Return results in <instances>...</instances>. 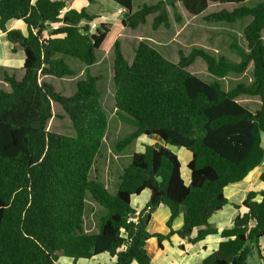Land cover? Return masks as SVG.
Returning a JSON list of instances; mask_svg holds the SVG:
<instances>
[{
  "label": "trees",
  "instance_id": "obj_1",
  "mask_svg": "<svg viewBox=\"0 0 264 264\" xmlns=\"http://www.w3.org/2000/svg\"><path fill=\"white\" fill-rule=\"evenodd\" d=\"M70 1L0 0V31L13 51L25 56L23 78L5 75L11 91L0 90V264H57L61 257L76 264L102 254L114 264H152L148 244L163 249L174 235L191 245L209 236L222 238L218 249L199 264H247L253 244L263 259L259 241L264 237V191H249L242 203L235 204L225 189L245 180L264 159V1L248 6L245 0H161L134 11V0H111L123 10L122 26L131 29L146 24L152 15L153 30L170 28L168 6L179 20L177 2L192 16L204 13L211 3L239 5L206 14L204 20L210 23L251 18L243 30L247 47L235 41L230 45L239 62L193 48L174 63L141 41L128 63L116 40L117 115L135 127L116 148L122 151L142 136H157L166 145H145L135 153L115 194L90 176L108 127L100 78L87 72L72 96L40 81L42 76H73L63 56L86 67L94 65L114 26L100 22L92 29L99 16L86 8H69ZM12 20L23 21L27 34L8 29ZM197 58L218 78L243 74L253 64V80L225 90L220 81L205 82L188 70ZM241 95L258 96L260 108L251 111L238 101ZM52 102L62 105L74 135L48 130ZM167 145L191 153L189 184L179 156ZM260 179L264 182V173ZM144 191L150 198L137 212L132 198ZM88 194L106 210L96 233L84 230ZM258 195L261 201L256 200ZM228 204L247 212L237 215L230 228L219 230L210 219ZM161 205L170 211L166 234L148 230L152 211ZM183 208V224L175 230ZM178 248L185 250L184 245Z\"/></svg>",
  "mask_w": 264,
  "mask_h": 264
},
{
  "label": "rangeland",
  "instance_id": "obj_2",
  "mask_svg": "<svg viewBox=\"0 0 264 264\" xmlns=\"http://www.w3.org/2000/svg\"><path fill=\"white\" fill-rule=\"evenodd\" d=\"M161 0H134L133 10L136 11L142 4H156ZM264 0H245L244 5L253 6ZM83 2L88 10L102 16L103 19L95 20L91 24L99 25L100 22L112 23L114 26L108 34L102 47L97 51V62L90 66L79 61L76 58L63 56L66 64L73 70V76L66 78H56L54 76H42L40 81H46L52 84L55 90L63 96H72L76 91V84L79 80L86 78L87 72L92 76L100 78L98 86L102 94L101 102L108 115V127L103 139V144L99 154L96 157L95 163L91 170V179H98L106 188L115 194L120 176L123 174L125 167L129 165L135 153L144 150L145 145H152L155 148H160L166 143L157 136H142L127 146L124 150L118 151L117 143L135 130L134 125L121 121L117 115L115 105V83H114V44L116 40L121 42L122 53L128 63H132L135 55V50L141 41L149 42L155 47L165 58L177 63L179 62L181 53L188 55L193 48H203L215 56H226L233 62H239L240 56L231 49L232 42H236L243 48L247 47L246 40L243 35L245 18L236 23L230 24L226 22L210 23L204 20V16L208 13L219 11L221 9L233 10L239 5L233 4H218L211 3L208 9L198 16L190 15L181 2L176 3L178 20L175 15V10L168 6L170 16V28L160 27L158 30H153L152 22L154 15L148 17L147 23L140 25L137 29L123 27L121 24V13L119 6L111 0H93L90 5L86 0H71L70 7L82 8ZM82 3V4H81ZM94 29V28H92ZM18 63L20 61H10L6 65V69L11 73L13 69L15 77H18ZM4 67L0 68V90H9L8 83H5L3 76ZM188 70L205 82L218 80L222 83L225 90H230L238 83H250L253 80V66L250 65L243 74L230 73L226 78H218L212 75L205 61L202 58H197ZM3 72V73H2ZM241 95L238 101L247 106L251 111H255L258 107L257 98ZM53 117L48 123V130L60 134L74 135L75 131L72 122L61 104L52 102ZM175 152L180 159L182 166V176L186 182L190 180V172L188 163L191 160V153L184 149L167 145ZM148 192L144 191L139 200L144 199ZM136 199L134 202L136 203ZM138 211V210H137ZM106 214V210L95 202L91 194H88L86 199V211L84 215V230L87 233H96L101 216ZM170 218L168 208H158L152 211V219L148 226V230L153 233H162L167 230V221ZM176 224H182L179 218ZM177 226L175 225V228ZM179 239V238H175ZM252 254L248 257L247 264H262V259L255 244H253ZM148 253L152 258L153 264H173L174 261H180V257L172 251L167 245V252L164 251L161 257L157 254V250L153 247H147ZM174 249V248H172ZM179 249V248H178ZM167 253V256H166ZM102 254L91 260L80 259L76 264H109L108 259ZM108 255V254H107ZM107 257H110L109 255ZM111 260H113L110 257ZM136 262V261H135ZM73 260L61 257L57 264H73ZM115 263V262H114ZM111 263V264H114ZM134 264H138L137 262Z\"/></svg>",
  "mask_w": 264,
  "mask_h": 264
},
{
  "label": "crops",
  "instance_id": "obj_3",
  "mask_svg": "<svg viewBox=\"0 0 264 264\" xmlns=\"http://www.w3.org/2000/svg\"><path fill=\"white\" fill-rule=\"evenodd\" d=\"M86 1L90 5V2L88 0H86ZM81 6H82V8L76 7L75 9L81 10L83 8H86L88 10V8L84 2ZM69 8H74V7L69 6ZM119 12L121 13V16H122L123 15L122 8H119ZM98 16H99L98 19H100V18L103 19L102 16H100V15H98ZM98 19H96V20H98ZM250 21H251V18H250V20H246V23L244 24V28L247 24H249ZM102 22H104V21H102ZM7 27H8V29L19 28L25 34H27V26L23 21H14V20L9 21L7 24ZM244 28H243V30H244ZM263 38H264V35H263ZM217 57H219V56H217ZM24 59H25L24 53H22V52H16L15 53L13 51V45L7 39L6 34L3 33L2 31H0V68L2 66V67H4L3 69H5L4 73L2 72L3 76L5 77V75H8V76L15 77V75L12 73H13V69L16 67L10 68V71H11V73H10L6 69V65H9L10 61H17V62L20 61V63H18L19 68H17L18 69V77L17 78L15 77V78L17 80H21L24 76V69H23ZM251 65L253 66V64H251ZM4 82L7 83L6 81H4ZM8 85H9V83H8ZM10 91H11V86L9 85V90H7V92H10ZM247 97L257 98V102L259 105H258L257 109L255 111H253V112H256L261 106L260 98L258 96H247ZM263 147H264V139H263ZM263 173H264V159H263L262 163L256 169H254L252 172H250V174L246 177L245 180H243L239 183L231 184L225 189V195L229 199L230 203H235V204L242 203L243 200L246 198L249 191H254V192L264 191V182H262L260 179V177ZM185 183L189 184L190 180L188 182L185 181ZM146 192H148V191H146ZM141 196H142V194L140 196H134L132 198V206L135 208L136 211L138 210L137 212H140L146 206V204L150 198V193L148 192V194L146 195V197L144 199L139 200L141 198ZM135 199L137 200L136 203L134 202ZM261 199H262V197L260 195H258L256 197L257 201H261ZM160 207L166 208L164 205H161ZM184 212H185V208L182 209V214L175 220V222L173 224V228L175 230L179 229L182 226V224H183V213ZM246 212H247V209L244 207L237 209L233 205L228 204L223 208V210L214 214L211 217L210 222L212 224H215V226L218 227L219 230H223L225 228H230L232 226V222L237 215L244 214ZM179 218H181L182 224L177 225L176 222ZM175 225L177 226L176 228H175ZM167 232H168V228L164 232V234H166ZM176 237L179 239H175ZM221 241H222V238L219 235H216V236H209L207 239H205V240H203L197 244L191 245V244H188L187 240L180 238L178 235H174L172 237V243H169L167 241L164 242V248L163 249H156L150 244H148L147 247L151 246L154 249H156L157 254L161 257V255L164 256V254H165V253H163L164 251L167 252V245H168L169 248L171 247V250H172V251L169 250V252H175L180 257V261H178V262L174 261L173 264H199L205 258H207L209 255H211L214 251H216L218 249L219 243ZM180 245H184L185 250L178 249V247ZM259 245H260L261 255L263 256V259L261 257L260 258L262 259V264H264V237L260 239ZM172 248H174V249H172ZM104 256L107 259L109 258L108 259L109 264L115 262L114 259L111 260L110 257H107L108 256L107 254H105ZM166 256H167V253H166ZM134 263H136V262H133L132 264H134ZM105 264H107V263H105ZM152 264H153V262H152Z\"/></svg>",
  "mask_w": 264,
  "mask_h": 264
},
{
  "label": "built area",
  "instance_id": "obj_4",
  "mask_svg": "<svg viewBox=\"0 0 264 264\" xmlns=\"http://www.w3.org/2000/svg\"><path fill=\"white\" fill-rule=\"evenodd\" d=\"M95 27H96V24H93V25H92V28H95Z\"/></svg>",
  "mask_w": 264,
  "mask_h": 264
}]
</instances>
